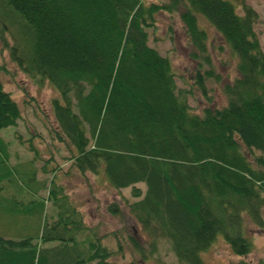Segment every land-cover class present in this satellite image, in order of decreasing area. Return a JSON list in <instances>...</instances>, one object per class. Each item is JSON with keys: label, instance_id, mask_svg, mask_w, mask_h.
<instances>
[{"label": "trees", "instance_id": "trees-1", "mask_svg": "<svg viewBox=\"0 0 264 264\" xmlns=\"http://www.w3.org/2000/svg\"><path fill=\"white\" fill-rule=\"evenodd\" d=\"M175 11L196 62L193 83L208 101L201 114L192 112V89L178 85L170 58L149 44L157 14ZM258 17L243 0H0V36L10 58L58 92L54 137L71 146L72 166L81 174L102 172L115 189L131 188L139 199L126 203L129 214L152 238L168 239L181 264H205L201 253L219 233L235 255L246 256L252 246L242 234L245 220L264 227ZM200 18L215 29L217 49L227 48L236 62L237 75L221 85L220 107L208 95L207 82L218 85L221 75ZM21 19L31 41L9 46V25L11 36L16 29L25 34L17 27ZM21 118L0 81V131ZM36 172L28 161L10 163L0 134V231L14 235L0 233V264H114L113 250L85 224L64 187L54 178L36 179ZM47 184L44 199L38 193ZM108 208L118 213L116 203Z\"/></svg>", "mask_w": 264, "mask_h": 264}, {"label": "rangeland", "instance_id": "rangeland-1", "mask_svg": "<svg viewBox=\"0 0 264 264\" xmlns=\"http://www.w3.org/2000/svg\"><path fill=\"white\" fill-rule=\"evenodd\" d=\"M146 1L162 3L169 0ZM243 1L253 7L259 15L254 29L264 51V0ZM237 10L240 12L241 7L238 6ZM156 17L155 27L149 29V44L170 58L174 71L178 75V85L192 89L188 98L192 112L201 114L204 107L208 106V101L193 83L196 62L190 56L191 48L187 43L179 11L170 14L159 12ZM200 25L209 34V50L214 71L221 75L218 85L213 81L207 82L208 95L211 96V105L220 107L225 104L221 85L230 82L237 75L236 62L227 48L224 51L217 49V33L204 18H200ZM17 27L25 34H20L16 29V35L11 36L8 31L14 32V29L9 25L6 33L9 46L14 43L25 44V41H28L29 44L31 39L28 38L25 21L21 19ZM0 35L3 37L5 32L4 35L0 32ZM1 36L0 64L6 66L7 71L0 72V81L18 103L22 113V118L15 126H9L0 131L8 143L10 163L28 161L36 168V179L45 182L54 178L60 186H63L64 192L69 195L83 215L85 224L94 228L101 241L113 250V255L110 258L112 263L181 264L168 239L152 238L129 214L126 203L139 199L132 195L131 188L115 189L108 183L102 172L81 174L72 166L71 160L68 158L71 156V146L54 137L57 123L52 110V100L58 96L57 90L48 81L35 82L34 79L21 71L10 58L8 45H5ZM179 76L183 79L179 80ZM136 186L142 193L145 191L143 183H138ZM48 190L47 184L46 187L41 188L38 196L46 199ZM112 203L117 204V214H112L109 211L108 206ZM45 207L49 214L52 213L51 201L47 200ZM2 226L0 224V228ZM0 233L6 237H14L12 231L9 230L0 231ZM242 234L251 242L252 246L246 256L235 255L223 234L219 233L211 246L201 253L205 264H237L240 261L249 264H264V227H258L246 219ZM130 237L136 238L144 255L134 248Z\"/></svg>", "mask_w": 264, "mask_h": 264}]
</instances>
